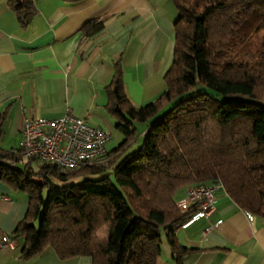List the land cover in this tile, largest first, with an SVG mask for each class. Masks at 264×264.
I'll list each match as a JSON object with an SVG mask.
<instances>
[{
  "label": "trees",
  "instance_id": "16d2710c",
  "mask_svg": "<svg viewBox=\"0 0 264 264\" xmlns=\"http://www.w3.org/2000/svg\"><path fill=\"white\" fill-rule=\"evenodd\" d=\"M6 1L21 23L35 10L33 0ZM172 2L178 17L165 88L136 104L114 62L104 107L122 134L116 145L63 166L0 144V180L28 194L12 233L23 236V259L52 247L60 258L83 254L94 264H156L166 240L180 264L191 248L175 228L195 206L179 209L176 193L215 179L240 207L264 216V0ZM102 25L92 19L83 28ZM4 119L0 111V139ZM137 121L147 124L129 150Z\"/></svg>",
  "mask_w": 264,
  "mask_h": 264
},
{
  "label": "crops",
  "instance_id": "0c3cea01",
  "mask_svg": "<svg viewBox=\"0 0 264 264\" xmlns=\"http://www.w3.org/2000/svg\"><path fill=\"white\" fill-rule=\"evenodd\" d=\"M33 5L21 23L0 0L1 139L9 145L1 142L3 147L19 146L24 116L56 117L68 110L111 135L116 118L104 107L105 86L117 59L136 104L165 88L178 17L172 0H33ZM92 19L103 25L86 32L83 25ZM26 193L0 180V231L12 235L25 214ZM214 194L211 214L175 228L179 242L191 248L180 264H264V216L248 217L224 187ZM16 241L14 249L0 250V264H94L83 254L60 258L52 247L23 259V240ZM165 241L156 264H178Z\"/></svg>",
  "mask_w": 264,
  "mask_h": 264
},
{
  "label": "built area",
  "instance_id": "2783aa9c",
  "mask_svg": "<svg viewBox=\"0 0 264 264\" xmlns=\"http://www.w3.org/2000/svg\"><path fill=\"white\" fill-rule=\"evenodd\" d=\"M19 146L24 156L34 155L42 161H52L63 166H78L97 160L104 154L110 131L90 124L83 116L66 111L56 117L24 116ZM14 164V162H12ZM223 184L220 180L189 184L176 205L186 210L192 205L195 211L179 225L190 224L195 218L208 216L214 209V191ZM247 216L253 213L246 211ZM16 238L0 231V250L14 249Z\"/></svg>",
  "mask_w": 264,
  "mask_h": 264
},
{
  "label": "rangeland",
  "instance_id": "374dc122",
  "mask_svg": "<svg viewBox=\"0 0 264 264\" xmlns=\"http://www.w3.org/2000/svg\"><path fill=\"white\" fill-rule=\"evenodd\" d=\"M158 115H159V113H158ZM146 124H147L146 122H142V121H137L136 122V125H137V133H136L135 139L132 141L131 146L129 147V150H132V149L136 148L139 145V143L141 142V140L143 138V135H142V132H141V127H143V125L146 127ZM121 136H122V134L120 133V131L118 129H116V128L113 127L112 128V134L110 135V138L105 143V148L106 149H110L111 147H113L114 145H116L117 142L121 139ZM1 142L5 146H8L9 147V145L7 143H4V139L3 138L0 140V143ZM24 159L23 160H19L17 162V165L18 166H22L23 165V162H24ZM32 163L35 166L36 163H37V161H33ZM91 176L92 177H97L98 174H92ZM16 239L19 241V244H20L22 242V240H23V237L21 235H19V236H17ZM165 244H167V241H165Z\"/></svg>",
  "mask_w": 264,
  "mask_h": 264
}]
</instances>
